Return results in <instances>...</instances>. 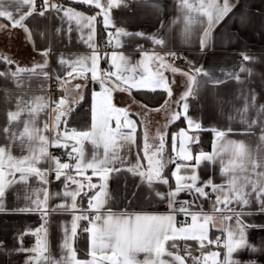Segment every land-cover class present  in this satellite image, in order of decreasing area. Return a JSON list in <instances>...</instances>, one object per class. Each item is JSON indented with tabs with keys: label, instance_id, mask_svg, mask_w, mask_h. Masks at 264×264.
Segmentation results:
<instances>
[{
	"label": "snow or ice",
	"instance_id": "1",
	"mask_svg": "<svg viewBox=\"0 0 264 264\" xmlns=\"http://www.w3.org/2000/svg\"><path fill=\"white\" fill-rule=\"evenodd\" d=\"M72 3L94 6L100 9L96 15H86L73 7H64L62 4L51 3L50 0H43L42 10L38 13L43 17L45 12L54 10L57 14L62 13L61 19L68 22V33L72 31V23L76 25L80 33V40L91 49L90 54L77 55L74 58H65L60 56L58 63L65 68L63 78L57 76L59 86L63 90L65 84L70 79H82L88 81V73H91V81L100 84V91L93 92V104L91 109V124L88 130L79 131L75 128L67 127V117L73 110L67 107L68 100L61 97L58 101H51L50 97L34 96L28 100L19 98L16 102V110L7 113L8 126L3 129L9 143L0 146V211L4 210L3 199L6 189L16 183L26 184L30 177H36L43 185H47L46 176L49 171H54L55 179L60 181L63 177L64 197H70V204H59L51 211H71L73 212L70 232L64 229L63 239L60 245L61 255L55 257L49 248L48 240V215H49V193L47 188H43V198L36 195L35 199L31 196H25L29 201L28 206L20 207L16 211L41 213L43 223L34 230L24 232L20 235L18 246L15 249H5L0 242V254H6L9 257L12 252L17 254L26 253L25 264H185L186 258L178 252L173 253L167 250L168 242L171 241V247L177 248V241H196L200 249L205 247V241L208 244L221 245V238L217 237L215 241L208 237L209 226H215V216L200 211H192L195 206V200L199 198L207 199L211 189L216 194L214 212L230 211L236 214L235 227L228 225L224 228L227 236L222 243L226 249L224 259L220 260V252H210L202 254L200 257L193 258V264H245V262L233 258V254L250 249L255 252L258 249L250 245L246 228L242 216L245 214L243 209L253 202L259 204L260 210L264 211V123L259 128L258 143L251 146L244 141L228 139L229 134H253V126L257 121L247 123L246 129L236 130L232 128L217 129L213 128L214 143L211 153L199 152L193 154L189 147L192 143H198V137L189 135V132L201 130L200 122L188 116L189 104L187 99L193 94V85H196L197 76H209V73L203 67L194 69L195 75L182 73L188 78L189 88L181 97L183 111L173 112L169 116V122L185 119L187 129H181L172 136L173 156L165 159V137L167 133L157 132L151 139L158 143H150V137L147 128L143 133V157L146 166L141 162V157L137 154L135 162L127 160V151L137 143V123L130 118L127 108L117 107L112 101V93L116 90L129 91L132 88L140 89L149 87L155 91L158 87H163L171 95V89L167 86L166 78L162 71H152L150 65L152 61H157L160 69H170L173 73L180 70L168 64L165 57L170 56L173 59L176 53L169 51L164 56L156 52L149 53L141 51V59L137 65L129 68V59L122 53L113 52L111 54V65L116 69L115 72L102 71L99 68L101 54L94 43L95 21L97 15L103 14L105 28H113L109 32L108 43L115 40L118 47H122L121 37H145L143 32H130L123 27H117L110 18V11L113 7L120 6V0H107L104 4L101 0H71ZM27 6V12L20 10ZM153 8L162 7L158 3L151 5ZM181 10L184 12V33L187 36L191 27L195 23L203 25L202 33L199 37L201 51L209 48L213 43V31L221 21L233 10L230 0H181ZM15 13L18 14L16 18ZM36 12L35 0H0V18H6L11 22L12 27L23 28L25 33L31 39L32 33L25 26L24 21ZM244 22V21H242ZM2 27V26H0ZM88 29L85 38L84 29ZM60 30L57 29V32ZM156 46L165 47L166 39L161 35L148 37ZM142 48V46H140ZM43 55L47 56L48 51ZM3 61L9 65L13 62L6 57ZM245 61H254V58L244 55ZM47 60L43 64L34 65L31 69L17 68L12 76H18L24 72L41 75L45 79L49 78V73L45 71ZM137 68H143V74H139L136 79ZM39 70V71H38ZM252 75L253 69L241 65L239 72L229 73L233 75L237 82L242 83L239 73ZM102 73V74H101ZM124 73H129L125 75ZM7 75L0 71V76ZM115 76L120 84L111 83L107 78ZM111 83V86L109 84ZM216 84L221 81H215ZM121 85H127V88ZM83 85L76 84V89H81ZM256 96L253 93L251 100L245 98L243 113H247L249 108L256 107ZM54 103L55 107H51ZM55 113L54 117L49 115V120L43 122L40 127L37 123L39 114L45 109ZM259 113H264V105L259 106ZM26 115V119L21 121V116ZM231 119V117H230ZM51 121V123L49 122ZM113 121L115 126H113ZM23 123L22 131H13V123ZM64 125L61 128V125ZM53 129L55 134L51 141L45 132ZM19 142V147L27 149V154L21 157L12 154V147ZM90 142L94 151L90 159L85 158L84 143ZM177 141L179 146L177 147ZM59 147L67 151V157L70 162H61L57 157H52L48 151L49 147ZM102 150V151H101ZM47 158L51 161V169H41L38 165L42 159ZM75 161V163H71ZM194 161V163H191ZM203 162L215 165L220 164L221 176L225 177L224 184H215L212 179L201 180L198 169ZM175 164L171 172V178L174 179V186L170 184L169 177L165 175V169L168 164ZM75 171L72 175L69 170ZM91 170V176L86 173ZM126 171L133 177H139V180L133 183V189L127 192L125 185V200L131 205L132 201L141 197L150 203L155 199L165 202L169 209L168 214H155L149 212H128L127 210L114 212L111 207H106L108 197V180L113 173ZM19 173L17 179L16 174ZM79 176L82 179H77ZM8 177H12L9 179ZM98 177L99 183H92V178ZM69 184L75 185L74 190H69ZM156 185H166L167 190L161 191ZM87 189V191H85ZM145 189H147L145 191ZM89 193H94L89 195ZM182 193L193 197L190 200H179ZM88 196L86 210L78 208L77 198L81 195ZM57 195H60L57 193ZM222 205V206H221ZM238 205L240 211L236 207ZM81 212L77 215L76 212ZM183 214L185 219H191L190 224L177 226L176 218ZM233 219L230 215L221 217V224ZM80 221H87L88 226L83 229L89 234V252L90 259L81 260L77 257V251L73 247L77 237V229ZM31 235L35 242L31 247H25L23 236ZM190 256V251L185 248ZM143 253V259L139 255ZM169 257L170 259H165ZM255 264V262H252Z\"/></svg>",
	"mask_w": 264,
	"mask_h": 264
},
{
	"label": "crops",
	"instance_id": "2",
	"mask_svg": "<svg viewBox=\"0 0 264 264\" xmlns=\"http://www.w3.org/2000/svg\"><path fill=\"white\" fill-rule=\"evenodd\" d=\"M64 0H50L51 3L62 4L67 6ZM71 1V0H66ZM43 4V0H35ZM106 4L107 0H101ZM158 3L162 5L159 8H153L151 5ZM233 5V10L223 21L217 25L213 31L212 45L201 51L199 44V37L202 33L203 25L195 23L191 27L190 33L186 36L184 33V12L181 10V0H120L119 7H113L110 11V18L117 27H123L130 32H143L145 37H121L123 46L118 47L115 44L114 49L104 52L102 50L101 41L106 38L107 34L114 30L113 28H105L103 14L97 15L95 21V36L94 43L97 46L98 52L101 54L99 68L102 71L104 66L111 65V54L113 52L122 53L129 59V68L137 65L141 59V51H148L149 53L156 52L164 56L166 52H183L189 60V68L173 73L170 69H160L157 61H152L150 68L152 71H162L166 78L167 86L171 89V95L164 90L163 87L156 88L152 91L149 87H142L140 89L132 88L131 94L129 91L116 90L112 93V101L117 107L127 108L130 118L137 123V143L132 146L130 151H127V160L135 162L137 154L141 157V162L145 164L146 161L143 157V133L147 128L150 143H158L151 138L155 137L157 132L167 133L165 137V151L164 157L168 159L172 157V136L179 131L173 132L170 135V127L182 121L183 128L187 129V124L183 117L174 123L169 122V116L173 112H182L181 100L183 94L189 88L188 78L182 73L195 75L194 69L196 67H203L209 73V76H197V84L193 85V94L188 97L187 103L189 104L188 116L201 123L202 128L197 132H189L190 135L198 137L200 141L201 133H208L211 136V146L209 150H201L205 153L213 151L214 133L213 128L227 129L232 128L236 130L246 129L247 123L241 122L242 119L251 123L253 120L257 121L253 126V134H229L228 139L244 141L251 146H255L259 141V128L261 123H264V113H259V106L264 105V0H230ZM96 9L94 14L88 13L82 9L78 11L84 12L86 15H96L100 9ZM21 12H27V6H24ZM36 11L32 16L28 17L24 24L31 31L32 36L29 39L23 28H13L10 21L6 18H0V71L5 72L7 75L0 76V146L9 143L7 136L3 129L8 126L7 113L16 110V102L19 98L28 100L34 96L50 97L49 89L51 87L52 79H57V76L63 78L65 75V68L59 65L58 60L60 56L65 58H74L77 55L90 54L91 49L80 40V33L76 29V25L72 23V31L68 33V22L66 19H61L62 13L57 14L54 10L45 12L43 17L39 16ZM16 18L18 14L15 13ZM98 19L102 24V33L98 31ZM244 21V22H242ZM57 29L60 31L57 32ZM88 29H84L85 38ZM153 35H161L166 39V46H156L148 37ZM142 46V48L140 47ZM48 51L45 56L42 53ZM244 55L254 58V61H245ZM6 57L13 63L11 65L5 63L2 58ZM168 64L177 68L174 60L170 56L165 57ZM47 60V68L45 71L49 73V78L45 79L41 75L32 74L30 72L21 73L18 76H12V73L17 71V68L31 69L34 65L43 64ZM253 69V73L249 76L246 72L239 73L242 83L237 82L233 75L229 73L239 72L240 66ZM114 69V72L116 69ZM178 69V68H177ZM39 71V70H38ZM102 74V73H101ZM128 75L129 73H124ZM139 74H143V68H137L136 79H139ZM91 73H88V81L82 79H70L65 84L63 91L65 92L68 100L67 107L73 110L80 103L85 96L87 87L96 85V89L91 92V109L93 104V92H99L100 84L92 82ZM111 83L120 84L115 76L107 78ZM221 81L216 84L215 81ZM111 83L109 86H111ZM81 84V89H76L75 85ZM127 88V85H121ZM165 93L166 100L161 106L150 107L146 100L140 97L139 93ZM253 93L256 96V107L249 108L247 113H243L245 98L249 101ZM52 101V100H51ZM52 107V104H51ZM72 110V111H73ZM71 111V112H72ZM71 114V113H70ZM49 115L53 116L50 108L45 109L39 114L38 125L43 126L45 120H49ZM231 117V119H230ZM26 115L21 116V121L26 119ZM51 123V121H49ZM113 126L115 122L113 121ZM64 125H61L63 128ZM13 131H22L23 123H13L11 125ZM80 131V130H79ZM55 132L53 129L45 132L44 135L48 136L49 141L52 140ZM171 142V146L168 142ZM192 143L190 148L193 154H198L201 151H194ZM178 147V141H177ZM59 147H49L48 151L52 157H56L55 150ZM65 150V149H64ZM71 149L65 150L70 151ZM85 158L90 159L94 151V147L90 142L84 143ZM102 151V150H101ZM12 154L21 157L27 154V149H21L19 142L12 147ZM67 162H70L69 160ZM75 163V161H71ZM191 163H194L192 161ZM41 169H51L54 167L51 161L47 158L42 159L38 165ZM175 164L169 163L165 169V175L169 177L170 184L174 186V179L171 178V172L174 170ZM72 175H76L75 171L70 169ZM201 180L212 179L215 184H224L225 177L221 176L220 164L217 162L215 165L208 162H203L198 169ZM86 175L91 176V170ZM18 179L19 173L16 174ZM12 179V177H8ZM77 179H82L77 176ZM48 181L47 185L41 184L36 177H30L26 184L16 183L6 189V194L3 199L4 210L0 211V242L3 243L5 249L12 250L18 246L19 237L22 233L34 230L39 227L43 221L41 213L38 211L33 212H18L16 209L26 207L29 201L25 196H31L32 199L39 195L43 198V188H47L49 193V215H48V240L50 252L57 258L61 255V242L64 235V229L67 228L70 232L73 212L71 211H51L52 208L59 204H70L71 198L64 197V183L63 177L60 181L55 179L54 171H49L46 176ZM139 177H133L130 173L122 171L120 173H113L108 180V197L106 207H111L114 212L127 210L128 212H149L155 214H168L169 209L165 202L153 200L151 203L143 197L138 200L132 201L129 205L125 200V185H127V192L133 189V183L138 181ZM92 183H99L98 177L92 178ZM75 185L69 184V190H74ZM161 191H166V185H156ZM147 189H145L146 191ZM87 191V189H85ZM209 192V197L199 198L195 200V206L192 211L203 210L204 213L215 216V226H209L208 237L210 240L215 241L217 237L221 238V245L215 243L208 244L205 241V247L200 249L196 241H177V248L171 247V241L168 242L167 250L173 253L178 252L186 258L185 264H193L194 257H200L202 254L210 252H220V260L224 259L226 249L222 247L223 241L226 239L227 233L224 228L228 225L235 227L236 214L234 212L225 211L214 212V204L216 201V194L211 192V189H206ZM59 193L60 195H57ZM91 193L90 195H93ZM83 195V194H82ZM81 195V196H82ZM80 196V197H81ZM77 198L78 208L86 210L83 205H80ZM179 200H190L193 197L182 193ZM222 206V205H221ZM229 207H236L240 211L238 205H230ZM244 215L242 220L246 228V236L250 245H254L258 250L253 252L250 249L238 251L233 254L234 259L245 262V264H264V211L260 210V206L253 202L249 206H245ZM79 215L81 212H76ZM230 215L233 217L231 221L221 224V217ZM184 218L180 214L176 218ZM82 222L80 221L79 226ZM190 224V217L185 219L183 224ZM177 222V226H180ZM79 228V227H78ZM78 233V229H77ZM76 239L73 247L76 249ZM35 242V238L31 235L23 236V244L25 247H31ZM89 234H88V252H89ZM187 248L191 255L185 251ZM77 251V250H76ZM144 254L139 255V259H143ZM78 259H82L78 256ZM27 258L26 253L12 252L9 257L6 254H0V264H25ZM165 259H170L165 257ZM210 264V262H209Z\"/></svg>",
	"mask_w": 264,
	"mask_h": 264
},
{
	"label": "trees",
	"instance_id": "3",
	"mask_svg": "<svg viewBox=\"0 0 264 264\" xmlns=\"http://www.w3.org/2000/svg\"><path fill=\"white\" fill-rule=\"evenodd\" d=\"M67 6L82 9L88 13L94 14L96 9L91 6H87L84 4L79 3H72L71 1H63ZM102 24L100 19H98V31L102 33ZM101 41L100 46L104 42ZM96 85L91 87H87L85 91L84 99L77 104L71 114L67 117V127L68 128H75L77 130L83 131L88 130L91 124V92L92 90L96 89ZM140 97L144 98L150 107H158L161 106L164 101L166 100L165 93H139ZM183 128L182 121H178L174 123L170 127V135L173 132L179 131ZM168 144L171 146V142L169 141ZM211 146V136L208 133H201L200 141L193 145L194 151H201V150H209ZM91 193H89L90 195ZM80 205H83L84 208L87 207L88 204V196L82 195L79 199ZM87 227L85 222H82L78 228V234L76 239V250L78 256L82 259L88 258V233L84 232L83 229ZM169 246V245H168Z\"/></svg>",
	"mask_w": 264,
	"mask_h": 264
},
{
	"label": "built area",
	"instance_id": "4",
	"mask_svg": "<svg viewBox=\"0 0 264 264\" xmlns=\"http://www.w3.org/2000/svg\"><path fill=\"white\" fill-rule=\"evenodd\" d=\"M42 3L38 2L36 4V11H41L42 10ZM114 30H111L110 32H113ZM109 36L107 34L104 42L102 43V50L104 52L110 51L114 49L115 47V40H113L112 43H108ZM174 64L178 69L185 70L189 68V60L186 57V55L183 52H177L176 57L174 60ZM104 70L107 72H114V69L110 66L105 65ZM49 93L51 96V100L53 102L58 101L61 97H66L65 92L60 88L59 86V81L57 79H52L51 81V87L49 89ZM52 107H55V104L52 103ZM54 154L56 155L57 158L61 160V162H67L68 157L66 154V151L63 148L56 149ZM173 156V154H172ZM179 224H183L185 222L184 218H180L177 221Z\"/></svg>",
	"mask_w": 264,
	"mask_h": 264
},
{
	"label": "water",
	"instance_id": "5",
	"mask_svg": "<svg viewBox=\"0 0 264 264\" xmlns=\"http://www.w3.org/2000/svg\"><path fill=\"white\" fill-rule=\"evenodd\" d=\"M190 135V134H189ZM191 145V144H190ZM190 145H189V147H190ZM178 146H179V142H178Z\"/></svg>",
	"mask_w": 264,
	"mask_h": 264
}]
</instances>
